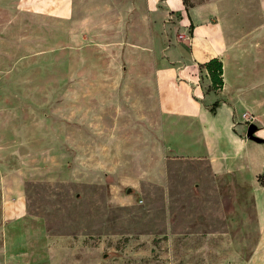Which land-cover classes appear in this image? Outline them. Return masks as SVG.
Returning <instances> with one entry per match:
<instances>
[{"label": "rangeland", "instance_id": "obj_1", "mask_svg": "<svg viewBox=\"0 0 264 264\" xmlns=\"http://www.w3.org/2000/svg\"><path fill=\"white\" fill-rule=\"evenodd\" d=\"M120 1L67 0L68 15L59 10L36 22L0 7V84L23 99L14 111L20 127L0 115V264H251L264 214V146L249 141L247 129L264 128V112L249 107L264 99V0H183L173 19L128 21L134 32L116 21ZM133 5L144 9L142 0ZM209 5L242 49L246 81V104L233 99L234 86L223 95L225 81L205 88L236 108L230 136L232 152H240L221 173L203 139L197 153L184 148L193 132L181 108L196 77L175 86L169 75L165 95L153 86L157 62L176 68L188 60L177 36L192 8ZM134 60L146 64L142 80ZM234 60L227 66L233 84ZM21 204L25 211L6 208Z\"/></svg>", "mask_w": 264, "mask_h": 264}, {"label": "crops", "instance_id": "obj_2", "mask_svg": "<svg viewBox=\"0 0 264 264\" xmlns=\"http://www.w3.org/2000/svg\"><path fill=\"white\" fill-rule=\"evenodd\" d=\"M109 1V0H108ZM111 1V0H110ZM144 9L142 12H134V2L135 0H121L119 3L115 2L118 5L116 14L118 17L116 21L123 22L125 21V26L120 24L118 27L124 26L121 30L123 32L128 30L132 32L134 28L131 25H128V21H134V18L137 19H145L147 16L151 19L155 16V19L160 18H169L173 19L175 14H179L182 9L184 2L183 0H142ZM12 5L14 8H17L19 21L23 19H29L36 22L39 17L52 18L55 13L59 10L62 11L63 15L66 16L68 13L69 7L67 0H0V7H6ZM209 12V13H208ZM215 7L209 5L208 7H194L190 11V21L189 24L186 25L185 30L190 32V36L186 31L181 32V34L185 35V38L182 41L177 36V43L180 44L184 42L186 48L179 47V53L181 55L183 53L186 54L188 60L186 62L178 63V66L174 68L171 64L166 61H161L160 63H156V71H155V81L153 80V86L156 85L157 92L161 95H165L167 93V86L173 79H170V76H175V81L172 83L178 85L179 79L183 78L184 75H188L190 77H196V83L193 86L189 87V91L186 90V95L190 97V101L186 103V106L181 108V112L190 116L191 119L190 125L188 126V130L190 129V138L187 141H184V148L191 150L194 149L197 153L200 148V140L203 139L205 141L204 147L206 148V157L209 159L214 172L221 173L224 172V163L227 162V170L225 172H229V166L232 163V158L240 152H232L233 148L236 144L234 138L230 136V130L233 126V117L235 115L236 108L231 106L228 102L221 100V96L217 94H213L212 92L208 94L205 93L206 87L213 86L211 81L209 72L203 66L211 61L212 59H218L223 64V76L225 81L224 85V93L226 95L228 91L232 90V86L235 87L237 92L233 93V99H237L242 104L245 103L243 99V89L245 90L244 78L241 74L243 64L240 62V53H242V49L239 45L231 44L229 41V35L227 34L225 23L222 19L219 21L216 20ZM210 14V15H209ZM2 11H0L1 18ZM209 15V16H208ZM142 17V18H141ZM2 25L0 24V31ZM134 32V31H133ZM49 34V32H47ZM37 35V34H36ZM76 36V35H74ZM149 38V36H146ZM151 41L152 45L155 48V35L152 34ZM159 40V39H158ZM160 49V48H159ZM166 50V49H160ZM185 50V52L183 51ZM0 52L1 48H0ZM131 52V54H129ZM126 53L127 57L133 60L132 51ZM146 52V51H145ZM159 52V51H158ZM164 52V51H163ZM160 54V52H159ZM144 59V57H141ZM237 59V72L238 76L235 83H232L231 77H229V73L227 75V66L231 67L232 62ZM117 68H122V78L121 79H129L127 69L123 68L124 64L119 60L118 54L115 57ZM229 64L227 65V63ZM68 64H76L77 66L83 67L80 61L68 59ZM133 68L139 70L136 76H134L137 80H142L145 78L146 64L142 62V60H134ZM2 69L1 61H0V70ZM124 69V70H123ZM2 72V71H0ZM194 74V75H193ZM89 77L77 78L84 79L85 83H89L86 80ZM188 78V79H189ZM91 79V78H90ZM202 79V80H201ZM3 80V77L0 74V81ZM94 82L98 83L101 81L100 78H93ZM65 85L71 84V78L67 76L63 79ZM199 81V83H198ZM205 81V82H204ZM201 82V83H200ZM1 83V82H0ZM151 85V83H149ZM1 88H4V91L0 90V115L10 116V122H12L16 128L20 124L17 120H19V116L15 115L14 111L19 107V103L23 101L21 96L17 94V92H11L4 84H0ZM150 88V86H149ZM227 95H230L229 93ZM6 101L13 102L11 105H5ZM220 101V102H218ZM218 102V107L210 109L213 103ZM253 106H249L255 115L259 116L264 112V99L258 101L257 99L253 100ZM246 104V103H245ZM188 105H191L190 110H184ZM249 105V104H248ZM240 106V104H239ZM167 110L170 107H166ZM45 110L38 112H34L42 121L51 120V114ZM259 111V112H258ZM41 112V113H40ZM40 113V114H38ZM18 122V123H17ZM255 124V123H254ZM27 127V125H25ZM259 127V126H258ZM194 131H193V130ZM264 133V128H259ZM196 131V132H195ZM201 133V134H200ZM239 139V138H237ZM240 140V139H239ZM250 141V140H249ZM253 142V141H252ZM246 143V142H243ZM246 145V144H244ZM261 145V144H259ZM183 146V145H182ZM264 146V145H262ZM242 148V145H241ZM262 156L263 148L259 149ZM259 163L260 160L258 159ZM243 166V163H241ZM25 193V189L24 192ZM10 205V204H9ZM9 211H14L15 208H21L26 210V206L21 204L16 207L13 206L9 208L6 206ZM258 208H261L260 206ZM6 210V212L8 211ZM5 219L7 216L5 215ZM260 220L263 221L261 225L260 232V240L257 244V247L253 251V255L250 259L251 264H264V214L260 216Z\"/></svg>", "mask_w": 264, "mask_h": 264}, {"label": "trees", "instance_id": "obj_3", "mask_svg": "<svg viewBox=\"0 0 264 264\" xmlns=\"http://www.w3.org/2000/svg\"><path fill=\"white\" fill-rule=\"evenodd\" d=\"M209 72L211 81L213 83V87L215 89H221L223 87L224 81H223V64L218 59H212L208 63H206L204 66ZM219 103L216 102L214 104V107H218ZM213 108V111L214 109Z\"/></svg>", "mask_w": 264, "mask_h": 264}, {"label": "water", "instance_id": "obj_4", "mask_svg": "<svg viewBox=\"0 0 264 264\" xmlns=\"http://www.w3.org/2000/svg\"><path fill=\"white\" fill-rule=\"evenodd\" d=\"M258 131L259 127L256 124L251 123L247 129V139L257 144L264 145V138L257 135ZM128 192L130 193L131 190H129Z\"/></svg>", "mask_w": 264, "mask_h": 264}, {"label": "built area", "instance_id": "obj_5", "mask_svg": "<svg viewBox=\"0 0 264 264\" xmlns=\"http://www.w3.org/2000/svg\"><path fill=\"white\" fill-rule=\"evenodd\" d=\"M179 38H180V39H183V38H185V35H184V34H181V35L179 36ZM247 120H248L249 122H252V121L250 120V118H248ZM252 123H253V122H252Z\"/></svg>", "mask_w": 264, "mask_h": 264}]
</instances>
